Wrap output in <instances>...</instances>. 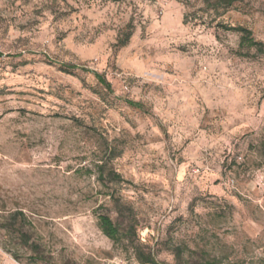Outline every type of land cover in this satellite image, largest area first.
I'll return each mask as SVG.
<instances>
[{"label":"rangeland","instance_id":"obj_1","mask_svg":"<svg viewBox=\"0 0 264 264\" xmlns=\"http://www.w3.org/2000/svg\"><path fill=\"white\" fill-rule=\"evenodd\" d=\"M228 2L0 0V264H264V53L223 29L264 44V0Z\"/></svg>","mask_w":264,"mask_h":264},{"label":"trees","instance_id":"obj_2","mask_svg":"<svg viewBox=\"0 0 264 264\" xmlns=\"http://www.w3.org/2000/svg\"><path fill=\"white\" fill-rule=\"evenodd\" d=\"M219 3H220L219 6H222V5L232 6L233 5V3L228 2V0H219ZM223 29L237 33L240 35V48L241 49H247V50L255 49L257 52L264 53V44L262 42L256 41L255 38L253 37V32L250 29H248L247 27H244V26H237V27L223 26ZM132 35H133L132 32H126L125 34L120 36V38L118 39V42L116 44V48L120 49V48L125 47L129 43L130 39L132 38ZM2 57H3V54L0 53V58H2ZM61 70L64 73L70 74V75L73 74L74 71H77V70H82L84 72L91 73L94 75V77L99 82V84L104 86L108 91H110V92L112 91L111 84L107 82V80L105 79L104 76H102L101 74H99L97 72L90 71V70H87L85 68L78 67L75 65H63V66H61ZM124 101L131 108L143 111L145 113H149L146 106L140 102H135L132 100H124ZM112 175H113L114 180L116 177H118V175H116V174H112ZM117 179H119V178H117ZM98 221H99V228L102 231V233L107 238H109L111 241H113L114 243H117L120 239V236H121L120 228L113 221L111 216L109 214H100L98 216ZM178 257H181V256L179 255ZM139 259L143 264H160L157 261V259L155 258V256H153L151 254H145V253H143L142 255L140 254Z\"/></svg>","mask_w":264,"mask_h":264},{"label":"built area","instance_id":"obj_3","mask_svg":"<svg viewBox=\"0 0 264 264\" xmlns=\"http://www.w3.org/2000/svg\"><path fill=\"white\" fill-rule=\"evenodd\" d=\"M239 161H242V157L239 158ZM232 186L235 185V182L234 181H231L230 183ZM114 264H122L121 262H115Z\"/></svg>","mask_w":264,"mask_h":264}]
</instances>
